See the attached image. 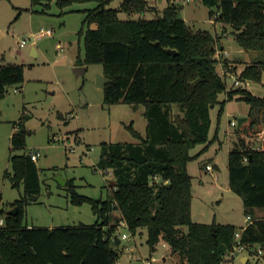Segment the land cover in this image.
<instances>
[{
  "label": "trees",
  "instance_id": "16d2710c",
  "mask_svg": "<svg viewBox=\"0 0 264 264\" xmlns=\"http://www.w3.org/2000/svg\"><path fill=\"white\" fill-rule=\"evenodd\" d=\"M49 8L53 2L63 10L74 3L96 2L84 10L78 39H83L84 58L77 65L101 64L109 80L103 92L105 105L144 106L145 134L126 126L137 142L102 143L98 166L109 169L105 199L79 194L69 182L71 202H88L97 220L92 224L53 228L28 226L22 222V202L16 215L7 213L0 226V264H116L121 256L120 241L114 237L120 219L126 221L135 236L146 229V244L152 253L159 241L181 257L183 264H222L231 250L238 229L231 224L197 223L191 219L192 177L187 164L196 145H207L211 125L210 109L237 98L249 105L248 120L236 129L238 140L227 154L228 186L242 201L251 222L242 233L248 246H264V126L254 118L264 116V98L249 89L228 90L226 78L216 68V37L206 30H193L179 16L180 7L168 4L162 15L151 19H120L155 9L148 0H122L118 9L108 8L112 0H29ZM216 8L209 17L232 28L235 42L248 51H256V60L245 63L241 81H260L264 74V0H200ZM20 9L15 17L19 18ZM214 13V14H213ZM166 48L175 50L170 55ZM224 66L228 60H224ZM233 67V68H232ZM234 73L236 67L232 66ZM228 66H226V69ZM23 82V65H0V96L7 87ZM225 93V99L219 95ZM181 114L172 115L173 106ZM27 116L13 123L11 151L25 149ZM252 139L262 133L255 149L241 132ZM247 160L244 161V158ZM14 186L23 182L27 197L38 195L40 179L36 162L29 152L10 157ZM119 216H114V211Z\"/></svg>",
  "mask_w": 264,
  "mask_h": 264
},
{
  "label": "rangeland",
  "instance_id": "374dc122",
  "mask_svg": "<svg viewBox=\"0 0 264 264\" xmlns=\"http://www.w3.org/2000/svg\"><path fill=\"white\" fill-rule=\"evenodd\" d=\"M121 2L112 0L107 7L118 9ZM148 2L155 9L131 15L118 12V17L151 19L162 15L168 4L179 6V16L191 29L206 30L216 37L213 48L216 68L226 78L227 89L245 88L254 96L264 98V74L260 81L239 79L245 67L242 62L256 60L258 53H247L233 39L230 26L218 22L215 15L209 17L210 12L216 13V8L206 7L200 0ZM97 5L96 2L74 3L61 10L52 2L47 9L43 5L30 9L29 0H0V65H23V82L7 87L0 96V217L12 208L11 204L21 201L22 222L28 226L53 228L94 223L97 217L90 204H73L70 186L66 183L69 182L81 195L105 199L113 176L109 169L97 165L102 143H136L126 128L129 124L145 134L144 106L134 109L127 104L105 105L103 92L96 85L102 65H77V57L84 58L83 39L77 36L85 17L83 11ZM20 9L22 12L15 20ZM41 28L50 29L53 35L34 39L31 33ZM29 35L26 46L19 47L18 43ZM31 48H35L37 54H32ZM224 60H228L227 69ZM232 66L236 67L234 73ZM75 67H86V70L77 73ZM236 80L241 82L239 86H236ZM225 97V93L219 95L220 100ZM249 111V105L237 98L226 102L221 114L218 104L210 109L207 145L192 148L190 153L194 159L187 164V172L192 177L191 219L194 222L231 224L236 228L251 222H245L241 198L229 189L227 171L228 151L238 140L237 127L230 126V121L237 122ZM176 114L181 113L174 105L172 115ZM24 115L28 117L25 122L26 147L11 151V136L17 130L13 123ZM253 116L264 126V116L257 112ZM241 135L253 146L261 147L262 133L253 139L245 130ZM30 151L41 153L36 161L40 191L38 195L27 197L23 182L14 186L10 180L13 172L10 157ZM207 164H217L220 170L208 172L205 170ZM257 217H264V211L258 212ZM125 231L119 229L120 233ZM146 234V229H138L131 252H126L120 244L121 256L116 264H143L142 258L152 256L158 260L154 264H183L180 255L172 253L163 241L156 245L157 252L151 253L145 242ZM241 256L248 259L242 262ZM222 264H264V246L254 245L233 259L223 260Z\"/></svg>",
  "mask_w": 264,
  "mask_h": 264
},
{
  "label": "built area",
  "instance_id": "2783aa9c",
  "mask_svg": "<svg viewBox=\"0 0 264 264\" xmlns=\"http://www.w3.org/2000/svg\"><path fill=\"white\" fill-rule=\"evenodd\" d=\"M192 0H183L184 3H188ZM33 36L34 39H36L37 37H40V36H52L53 33L50 29H44V28H41L38 30V32L36 33H32L31 34ZM30 36L27 37L24 41H21L18 43L19 47H25L26 44H27V41L29 40ZM59 49H61L62 47L61 46H58ZM241 82L239 81H235V84L236 86H239ZM230 126L232 127H237V122L236 121H230ZM260 147L259 146H256L255 149H259ZM29 155L31 157V160H33L34 162H36L38 160V157L41 155L40 151H30L29 152ZM247 160V157L244 158V161ZM205 170L208 171V172H213L215 169V167L213 165H210V164H207L205 166ZM115 213H117L119 216V211L116 210L114 211V215H116ZM115 216V217H117ZM251 217L249 215H245V222L247 223L248 221H251ZM4 225V218L3 217H0V226H3ZM245 226L246 224L243 226V227H240L238 228L236 231H235V234H234V242L232 244V248L230 251H228L225 255H224V260H229V259H233L239 252H243L245 250H249L251 247L253 246H248L247 244L243 243L241 238H242V233L245 229ZM120 228H123L125 229L126 231L125 232H122L120 233L119 232V229ZM115 238H117L119 241H120V244H121V247L126 251H132L131 249H133L131 246L132 245H129V243L127 244L126 242L130 241V242H134L135 238H134V235L130 232L129 228H128V225L126 223L125 220L123 219H120L119 222H118V225H117V228H116V232H115V235L114 237H112V240H115ZM122 243H124L125 245H122ZM259 253H262V251L259 249L258 250ZM158 260L155 258V257H151V258H142V262L143 264H154L156 263ZM230 262V261H229ZM231 263V262H230Z\"/></svg>",
  "mask_w": 264,
  "mask_h": 264
},
{
  "label": "water",
  "instance_id": "95a60500",
  "mask_svg": "<svg viewBox=\"0 0 264 264\" xmlns=\"http://www.w3.org/2000/svg\"><path fill=\"white\" fill-rule=\"evenodd\" d=\"M214 47L212 46V49ZM166 51L170 54V55H175L176 54V51L175 50H171L169 48H166ZM86 69V67H75L74 70L78 73V72H84ZM109 82V80L107 78H105V76L103 75V73H99L97 75V79H96V85L99 89L101 90H104L105 88V85ZM133 108L136 109L137 106L133 105ZM248 120V117L245 116V117H241L238 119L237 121V129L241 128L242 125ZM215 167V169H217V166L214 164L213 165ZM63 184L65 183L64 181L62 182ZM17 206H14L12 208H10L8 211H7V214L8 215H16L17 214ZM246 260V259H245ZM245 260H242V262H244Z\"/></svg>",
  "mask_w": 264,
  "mask_h": 264
},
{
  "label": "crops",
  "instance_id": "0c3cea01",
  "mask_svg": "<svg viewBox=\"0 0 264 264\" xmlns=\"http://www.w3.org/2000/svg\"><path fill=\"white\" fill-rule=\"evenodd\" d=\"M159 1H161V0H159ZM31 34H32V33H31ZM29 36H30V35H29ZM29 36H28V37H29ZM221 50H222V48H221ZM31 53H32V54H37V50H36L35 48H31ZM247 53H248V52H247ZM240 62H242V61H240ZM247 62H248V61H243L242 63L245 64V63H247ZM85 70H86V69H85ZM247 87H248V86H247ZM248 88H249V87H248ZM145 129H146V128H145ZM109 143H111V142H109ZM230 148H231V147H230ZM229 150H230V149H229ZM213 165H214V164H213ZM215 165L217 166V169H216V170L219 171V170H220V167H218L217 164H215ZM227 171H228V170H227ZM260 211H261V210H256V212H255L256 215H257V213L260 212ZM239 228H240V227H239ZM134 244H136L135 241H134V242H129V245H134ZM122 245H125V244L122 243ZM155 252H157V249H156L154 252H152V253H155ZM240 259H241V261H242V260H245V259L247 260L248 258H247L246 256H241ZM165 260H166V259H165V256H162V261H165Z\"/></svg>",
  "mask_w": 264,
  "mask_h": 264
}]
</instances>
